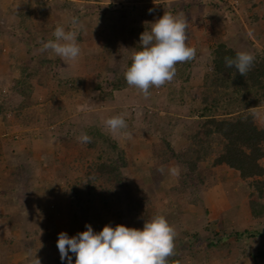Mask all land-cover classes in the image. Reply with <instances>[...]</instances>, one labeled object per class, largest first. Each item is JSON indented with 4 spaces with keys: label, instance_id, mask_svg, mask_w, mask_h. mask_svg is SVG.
<instances>
[{
    "label": "rangeland",
    "instance_id": "374dc122",
    "mask_svg": "<svg viewBox=\"0 0 264 264\" xmlns=\"http://www.w3.org/2000/svg\"><path fill=\"white\" fill-rule=\"evenodd\" d=\"M173 1L0 0V264H34L35 257L40 264H68L67 259H60L58 237L61 232L76 236L81 232V222L76 210L66 205L62 193V175L75 176L76 172L73 168L68 171L61 159L67 154V161L72 162L81 153H76L79 146L64 153L63 141L77 140L90 127L108 133L129 153L133 164L123 171L128 195L139 199L144 207H151L154 216L166 217L175 229L174 242L187 238L181 234L184 229L195 227L200 231L207 221L222 238L231 228L255 223L247 205L249 190L237 173L227 169L215 170L210 184L207 182L189 197L175 199L173 208L165 209V190L175 184L178 169L156 165L153 150L159 148L163 122H167L168 138L176 148L184 145L185 134L195 128L198 94L212 59L213 45L224 42L239 52L252 54L264 49V11L253 10L264 8V0H220L225 11L222 6L209 4L210 0H188L191 6L182 11ZM155 8L162 13H135ZM165 12L182 13L188 22L187 43L196 50L190 68L173 84L151 87L147 98L130 86L101 98L95 79L104 82L112 69L121 71L133 55L131 27L145 22L151 28ZM73 17L79 22L78 60L66 62L50 50L41 52L40 44L49 40L57 25L72 30ZM21 18L25 22L14 31V23ZM44 56L54 62L39 66L38 59ZM26 61H30L29 71L38 68V73L28 78L33 102L17 109L15 106L23 97L14 82L22 77L20 68ZM75 75L84 80L77 90L49 95V84ZM57 107L62 108L58 114L54 113ZM249 111L263 126L264 103ZM121 114L128 125L122 133H131L130 139L122 133L112 134L104 124L106 119ZM153 114L158 116V122L155 118L146 120ZM172 169L176 174H172ZM157 181H161L160 187ZM118 221L117 217L102 213L100 219L87 225L99 233L105 225L115 228ZM133 225L142 230L144 223L135 218ZM224 240L232 243L231 236ZM222 247L223 242L219 252L211 251V258L204 256V250L197 258L184 251L180 264H264L261 259L243 258ZM69 255L75 264V255Z\"/></svg>",
    "mask_w": 264,
    "mask_h": 264
},
{
    "label": "trees",
    "instance_id": "16d2710c",
    "mask_svg": "<svg viewBox=\"0 0 264 264\" xmlns=\"http://www.w3.org/2000/svg\"><path fill=\"white\" fill-rule=\"evenodd\" d=\"M209 4L216 8L222 6L221 10H226L220 0H210ZM176 6H180L182 11L188 10L190 3L188 0H183ZM151 10V12L145 10L135 11V13L142 16L162 13L157 8ZM20 14L24 15L21 12ZM24 22L25 18L16 21L13 30H17ZM131 28L129 34L135 49L134 53L140 50L141 33L146 29L150 30V26L143 22L140 27L132 26ZM54 38L51 34L49 40ZM40 46L42 47V44ZM237 52L239 51L224 42L213 45L212 59L204 72L203 84L198 94V119L195 128L189 129L185 134L184 145L176 148L168 138L167 122H163L159 129L161 139L159 148L157 146L153 150V156L156 159V165L178 169L175 184L165 190L166 199L164 200L167 202L165 209H172L175 199L181 196L189 197L207 182L210 184L215 170L227 169L237 173L238 178L249 190L247 205L250 217L255 223L247 224L242 228H231L225 232L223 238L218 237L220 232L214 229L210 221L202 224L200 231L195 227H190L189 230L184 229L181 234L187 238L174 242V255L169 257V264H180L184 251H189L192 258H197L204 250V256L209 255L211 258L213 256L211 251L219 252L222 242V248L231 251L230 253L235 252L234 255L250 258L253 261L257 259L264 261V125L258 124L254 114L249 111L250 108L264 103V49L253 53L255 61L246 76L240 75L234 67H225V56L234 58ZM131 57L125 61L121 71H118L116 67L112 69L104 82L96 77L94 86L101 98L110 96L116 89L129 86L124 73L131 64ZM26 62L20 68L22 77L14 82L18 93L23 97V101L15 106L17 109L28 107L33 102L28 78L38 73V68L29 71L28 62L30 61ZM53 62L54 60L44 56L38 59L37 64L41 66V64ZM190 65V61L178 63L176 76L168 84H173L180 79ZM41 80L38 79V82ZM83 82L82 76L75 75L56 83L52 82L47 88L50 90L49 95L69 94L77 90ZM58 108L56 109L58 111L54 113L58 114L62 109ZM152 118H155L156 122L159 120L155 114L148 116L146 120L151 122ZM86 134L92 138L91 143L80 145L81 143L79 144L76 139L63 141L64 153L72 146H79L76 153L81 155L76 159L75 155L72 156L74 158L72 162L67 161V154L64 159H61L68 171L73 168L76 172L75 176H69L68 173L62 175V193L68 208L75 209L79 214L80 231H86V225L100 219L102 213L119 219L115 227L124 225L136 228L133 225L135 218L141 219L143 224L147 219L154 217L151 207H144L143 202L128 195V185L123 171L128 165L133 164L129 153H126L125 149L121 148L108 133L98 127L88 128ZM73 161L78 164L73 165ZM156 183L158 187L161 186V181ZM126 199L130 204L126 202ZM230 236L232 243L226 244L224 239ZM191 248L196 250L193 251ZM199 257L201 260L202 257Z\"/></svg>",
    "mask_w": 264,
    "mask_h": 264
},
{
    "label": "clouds",
    "instance_id": "9594fccd",
    "mask_svg": "<svg viewBox=\"0 0 264 264\" xmlns=\"http://www.w3.org/2000/svg\"><path fill=\"white\" fill-rule=\"evenodd\" d=\"M151 12L152 10L149 9ZM72 30L57 25L53 33L55 39L42 42L41 52L51 51L66 62H75L81 55L78 44L79 22L73 17ZM188 22L182 13L165 12L161 18L151 24L148 31L140 35V50L133 53L131 64L124 77L130 87H134L147 98L151 87H162L176 76L178 63L195 59L196 50L187 43ZM225 67L235 68L246 76L252 68L255 56L246 51L237 52L235 57L225 56ZM112 134H121L128 127L124 115H115L104 121ZM125 138L131 133L123 132ZM78 142L88 144L92 138L86 133L77 137ZM172 174L176 170L172 169ZM86 231L69 237L61 232L57 247L60 259L72 264L69 252L75 255V264H169L174 255L175 229L164 215L157 214L147 219L143 229L117 225L113 228L105 225L95 233L91 225ZM34 264H40L35 257Z\"/></svg>",
    "mask_w": 264,
    "mask_h": 264
},
{
    "label": "crops",
    "instance_id": "0c3cea01",
    "mask_svg": "<svg viewBox=\"0 0 264 264\" xmlns=\"http://www.w3.org/2000/svg\"><path fill=\"white\" fill-rule=\"evenodd\" d=\"M183 0H174L173 2H174V4H175V6L177 5V3H180V2H182ZM191 6V5H190ZM261 6V5H260ZM176 7H180V6H176ZM258 8H262V9H260L261 11H264V8L261 6V7H256V9H253V10H256V11H260Z\"/></svg>",
    "mask_w": 264,
    "mask_h": 264
}]
</instances>
